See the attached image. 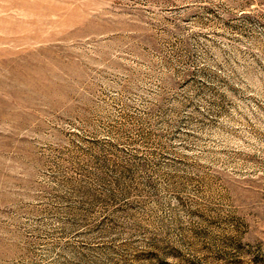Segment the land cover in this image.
Masks as SVG:
<instances>
[{
  "label": "rangeland",
  "instance_id": "obj_1",
  "mask_svg": "<svg viewBox=\"0 0 264 264\" xmlns=\"http://www.w3.org/2000/svg\"><path fill=\"white\" fill-rule=\"evenodd\" d=\"M0 264H264V0H0Z\"/></svg>",
  "mask_w": 264,
  "mask_h": 264
}]
</instances>
